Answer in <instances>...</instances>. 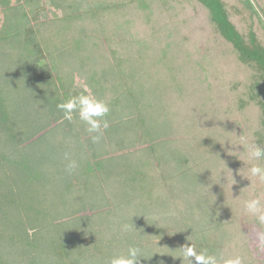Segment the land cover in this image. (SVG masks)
<instances>
[{
	"label": "trees",
	"instance_id": "obj_1",
	"mask_svg": "<svg viewBox=\"0 0 264 264\" xmlns=\"http://www.w3.org/2000/svg\"><path fill=\"white\" fill-rule=\"evenodd\" d=\"M253 1L0 0V264H108L133 243L140 264H184L191 242L221 264H260L242 226L258 225L242 202L264 196L246 154L264 147V0ZM80 93L110 107L99 144L56 108ZM216 159L233 190L193 188L202 196L165 211L174 184Z\"/></svg>",
	"mask_w": 264,
	"mask_h": 264
},
{
	"label": "clouds",
	"instance_id": "obj_2",
	"mask_svg": "<svg viewBox=\"0 0 264 264\" xmlns=\"http://www.w3.org/2000/svg\"><path fill=\"white\" fill-rule=\"evenodd\" d=\"M56 108L62 113L63 120L73 121L74 116L86 125V131L94 144H99L103 132L102 129L109 127L108 115L110 107L104 100L97 98L90 93H80L72 95L68 99L57 103ZM64 159L68 161L65 171L68 175L73 174L79 167L76 161L70 159L68 152L64 153ZM250 166L248 177H254L258 182L264 183V147L253 142L249 148ZM256 161L255 163H251ZM247 177V178H248ZM244 214L250 216L255 222L264 227V196L260 194H251L248 199L242 202ZM137 215L131 213L129 220L123 226L125 232H134L135 228L131 217ZM259 238L264 241V232L259 234ZM144 257L142 249L136 244H130L126 252L113 256L108 264H140V258ZM184 261V264H221L222 258L215 252H210L207 248L197 249L194 243L185 244L180 248V255L176 256ZM223 264H243V259L239 255L228 258Z\"/></svg>",
	"mask_w": 264,
	"mask_h": 264
},
{
	"label": "rangeland",
	"instance_id": "obj_3",
	"mask_svg": "<svg viewBox=\"0 0 264 264\" xmlns=\"http://www.w3.org/2000/svg\"><path fill=\"white\" fill-rule=\"evenodd\" d=\"M250 1L253 4V6L255 7L254 9H257L255 2L253 0H250ZM238 23H240V22H238ZM191 126L195 127L196 124L193 123ZM235 129L237 130L238 127H236ZM230 135H228L226 138H229ZM141 139H142V137H141ZM229 146H231V145H229ZM148 147H149V144L144 143L145 150H149ZM236 147L238 148L239 146L237 145ZM230 150L232 151V148ZM169 153H171V155H172L173 149L170 150V152H167L166 155H164V159H166V162H168V163L171 162L170 158H168V156H167V155H169ZM246 154H249V152H247ZM242 160H243V162L246 161L245 156L242 158ZM214 162H216L214 165L215 168H213V171H215V172H213L210 168L208 169V167L206 166V164H207L206 163L199 170L200 175H204L203 177L188 179V178H186V176H184L181 179H179L178 184H174V189H173L174 198L168 204L165 211L172 210V212H174V210H176L177 207L179 208L180 206H183V204L185 202L186 193H191L193 188H195L196 190L198 189L200 194H202V195L207 194V193L214 194V191L219 192L220 190L225 195H227L226 194L227 192L230 193L231 190H233V184H232V182H230L228 180L229 177L226 174V173H228V171L225 169H223V170H225L224 172L221 171L222 167H219V169H217V166H218L217 162L220 163V160L216 159ZM237 164L238 163L236 162V165ZM238 166H239V164H238ZM240 168H241L242 172H246L245 168H243V167H240ZM226 169H229V168L226 167ZM209 171H212V173H211V174H213L212 176H211V174H210V176L207 175V172H209ZM224 173H225V177L222 175ZM186 186L190 187V189L187 192H186ZM170 187L173 188L172 183L170 184ZM192 193L198 197L202 196V195H198V193L196 191H193ZM159 194L160 193H158L156 196L160 197ZM188 197H191V196L189 195ZM106 208H108V206ZM175 213H176V211H175ZM174 216L176 217V219L175 218H173V219H174V221H176L178 219V215L176 214ZM160 217H161V215H160ZM242 226H243L245 232L249 236L251 251L253 252L255 257L257 256V258H259L260 264H264V241H262L259 238V234L263 232L262 229L258 225H255V223L254 224H248L246 222L245 223L243 222Z\"/></svg>",
	"mask_w": 264,
	"mask_h": 264
}]
</instances>
